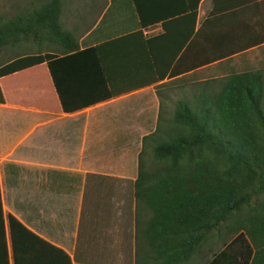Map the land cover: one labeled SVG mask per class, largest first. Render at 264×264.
<instances>
[{
    "label": "crops",
    "instance_id": "0c3cea01",
    "mask_svg": "<svg viewBox=\"0 0 264 264\" xmlns=\"http://www.w3.org/2000/svg\"><path fill=\"white\" fill-rule=\"evenodd\" d=\"M62 1L61 21L80 50H98L0 76L4 216L63 249L71 264H136L139 140L156 128L158 91L196 92L198 83L215 87V79L247 70L264 76V0L223 3L216 23L214 0ZM11 5L2 2L1 21L30 9ZM111 10L117 16L107 17ZM227 35L244 46L217 56ZM15 59L2 51L0 68L24 64ZM0 264H15L7 218Z\"/></svg>",
    "mask_w": 264,
    "mask_h": 264
},
{
    "label": "trees",
    "instance_id": "16d2710c",
    "mask_svg": "<svg viewBox=\"0 0 264 264\" xmlns=\"http://www.w3.org/2000/svg\"><path fill=\"white\" fill-rule=\"evenodd\" d=\"M235 1L214 0L211 21L227 12L223 3ZM62 8V0H48L8 20L0 16V53L9 49L17 56L13 63H24L9 71L0 68V76L58 55L94 57L98 49L80 50L79 38L63 25ZM238 42L228 35L218 39L217 56L243 48ZM28 43H36L37 50L29 51ZM194 98V105L179 100L170 112L162 101L155 130L142 139L135 181L136 264H186L216 233L223 247L207 264H264L263 73H231L215 79V87L203 83ZM5 218L15 264H38L37 259L40 264H71L63 249L13 214L5 217L0 193L3 242Z\"/></svg>",
    "mask_w": 264,
    "mask_h": 264
},
{
    "label": "rangeland",
    "instance_id": "374dc122",
    "mask_svg": "<svg viewBox=\"0 0 264 264\" xmlns=\"http://www.w3.org/2000/svg\"><path fill=\"white\" fill-rule=\"evenodd\" d=\"M46 1H48V0H5V1L0 0V6H1L2 2L12 4L11 7H16V5H30L29 10H32L34 8H37L38 6L40 7L41 4L43 2H46ZM18 13H22V11L21 12L20 11L19 12L13 11L11 13L12 15H9V16H13V15L18 14ZM2 14H3V16H5L4 13H2ZM112 14H115V16H117V12L111 10L109 12V14L107 15V17L111 16ZM3 19L5 20L6 17ZM3 19H2V21H3ZM27 45H29V48H30L28 50L32 51V52L36 51L38 48V45L36 43H28ZM46 47H48V46H46ZM202 85H203V83H198L195 88H198L199 86H202ZM194 92L195 91H193V90L189 91V90H182L180 88H175L174 91L170 90V94L166 96L164 89H163V93H161L162 94V101H163V108H165L168 111L169 110L171 111V109L175 106L176 102L179 100H189L190 103L192 105H194V103H195V98H194L195 96H193ZM139 142L142 143V141H140V140H139ZM222 247H223V241L220 238V236L217 233L213 234L211 236V238L203 246L202 252L200 254H197L195 257H193L192 260H190L186 264H207L208 260L212 256L213 252L220 250Z\"/></svg>",
    "mask_w": 264,
    "mask_h": 264
}]
</instances>
